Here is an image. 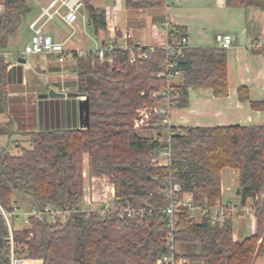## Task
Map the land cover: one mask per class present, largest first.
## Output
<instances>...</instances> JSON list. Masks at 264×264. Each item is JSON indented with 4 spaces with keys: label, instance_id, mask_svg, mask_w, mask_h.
Wrapping results in <instances>:
<instances>
[{
    "label": "trees",
    "instance_id": "obj_1",
    "mask_svg": "<svg viewBox=\"0 0 264 264\" xmlns=\"http://www.w3.org/2000/svg\"><path fill=\"white\" fill-rule=\"evenodd\" d=\"M226 2L229 8L264 12V0ZM165 6L166 0H127L125 4L129 13L159 12ZM84 10L95 33L104 36L105 47L109 41L106 10L94 7L92 0H84ZM32 12L25 0H0V115L8 113L4 52L17 26ZM166 20L164 15L153 22V33L160 40L147 59L139 58V45L133 41L129 46L138 56L134 63L130 52L118 48L105 53V61L93 53L75 56L77 91L90 106L85 129L20 133L24 140L16 142L13 122L0 126V135L9 138L8 146L0 149V204L13 215L17 255L42 259L43 264H156L168 251L163 241L168 232L163 211L168 183L181 187L182 199L191 196L198 207L212 206L222 202V174L229 168L238 174L239 207L255 210L257 233L234 242L231 217L213 225L209 216L196 220L182 210L177 214L176 255L186 264H253L264 257V126L173 127L169 144L163 139V127L156 128V141L134 130L137 112L164 101L163 91L169 87L175 97L173 111L189 107L190 90L210 89L216 98L229 93L226 50L188 47L181 54L168 55L162 49L166 37L158 30ZM184 36L185 31L173 25L168 40ZM168 62L174 65V74L181 76L180 83L157 78ZM239 99L249 101L253 110L264 111V102L250 101L245 87L239 89ZM167 150L170 166H153L154 158ZM85 173L108 177L116 188L118 208L125 210L129 204L144 210L143 216L121 218L110 212L102 217L97 211H85ZM15 195L39 210L52 207L67 210L70 216L64 224L31 218L29 229L15 215ZM30 232L32 238H28ZM7 237L8 226L0 217V264H10Z\"/></svg>",
    "mask_w": 264,
    "mask_h": 264
},
{
    "label": "crops",
    "instance_id": "obj_2",
    "mask_svg": "<svg viewBox=\"0 0 264 264\" xmlns=\"http://www.w3.org/2000/svg\"><path fill=\"white\" fill-rule=\"evenodd\" d=\"M25 1L33 11L24 23V26H27L26 24L32 22L52 0ZM108 1L114 4L116 0ZM125 11L128 28L127 31L122 32L132 34V41L141 45H154L160 40L153 33V22L156 17L164 15L173 25L185 31L190 48H218L217 35L233 37L232 47L226 50L228 96L216 98L210 89L190 90L189 107L173 111L172 127L264 126V111L253 110L249 101L242 102L239 99V89L245 87L248 89L250 101L264 102V12L261 9L229 8L226 0H183L167 11L139 10L129 13L126 7ZM108 26L118 27L109 20ZM66 28L71 30L62 20L57 19L47 25L46 32L57 42H66L69 39L65 48L72 52H87L81 48L80 44L84 42L87 46L90 39L96 48L102 46L104 36L99 38L101 34L95 33L85 10L80 13L74 34L73 30L68 35L64 34L63 29L66 30ZM90 29L94 30L92 36ZM158 30L162 33L159 26ZM83 31L87 36L80 35ZM30 34L31 32L23 46L15 47L9 42L4 57L8 64V101L13 93L14 99H22L19 103L27 102V109L32 110L33 116L37 118L35 121L29 119V122L21 123L18 125L19 128H16L13 120L9 118L8 106V113L0 115V126L12 121L16 132L81 130L83 126L80 103L84 99L48 96L51 90L63 94L78 93L77 60L74 57L61 61L57 55L53 54H24V47L30 40ZM111 38L108 32L107 39L110 41ZM129 42L122 37V34L115 39V43L120 47L128 46ZM71 72H74V77L72 76L74 80L70 78L69 73ZM178 76L180 75L175 78ZM45 78L47 81L43 82ZM174 81L175 79L173 83ZM163 130L164 133L167 132L165 128ZM224 172L222 174V201L231 203L228 201L231 200V197L227 195L230 188L227 187L228 180H225ZM234 175L238 176L236 171L228 172L227 177ZM232 214L235 220H239V232L234 234L236 241L255 235V217H238L235 212ZM258 259L264 260V258Z\"/></svg>",
    "mask_w": 264,
    "mask_h": 264
},
{
    "label": "built area",
    "instance_id": "obj_3",
    "mask_svg": "<svg viewBox=\"0 0 264 264\" xmlns=\"http://www.w3.org/2000/svg\"><path fill=\"white\" fill-rule=\"evenodd\" d=\"M183 0H166L165 11L173 8L175 5L181 3ZM84 10V0H52L45 8L42 9L40 14L29 23V30L31 31V37L29 42L24 47V54L26 55H39V54H53L57 55L61 61L66 58L85 57L88 53L98 55L101 61H105V53L112 52L115 49L126 50L130 52V61L134 63L138 56L134 53V48L129 45L120 47L115 43V39L119 34L126 41H132L133 35L125 33L119 30L116 26H108L107 31L111 35L110 41L106 43V46H100L90 52H72L65 48V44L68 42H57L52 36L46 32V27L51 22L60 19L75 33V24L80 17V13ZM166 16V15H165ZM167 17V16H166ZM173 28V24L168 20L160 26L161 32L166 37L165 43L162 49L166 51L168 55L181 54L186 48L189 47L188 38L182 37L179 41L168 40L169 34ZM217 46L220 49L227 50L232 47L233 37L231 35H217ZM138 50L140 51L139 58L147 59L153 54L157 47L154 45H141L138 44ZM112 63V60H109ZM174 65L170 62L167 63L165 71L158 73L157 78H166L171 82L178 75L173 72ZM163 95L166 96L164 101L155 102L150 107H145L137 112L134 120V130L137 133H142L146 130H153L156 127H163L166 129V137L164 140L167 144L170 143L172 134L171 117L173 109L171 106V100H174L172 89L169 87L163 91ZM153 141L158 140V135L153 137ZM153 166L156 168L169 167L171 164V152L170 150L163 151L158 157L154 158ZM87 183L85 184V193L83 197V209L85 211L99 212L102 217H105L110 212H116L121 218L127 216L130 218H141L144 214V210L132 208L129 204L125 210L118 208L115 197L116 188L114 183L106 176L96 177L85 173ZM95 184H98L99 197H95ZM164 196L167 201L164 207V213L168 221V232L163 238V241L168 247V251L164 256L157 261L156 264H186L184 260L179 259L175 251V236L178 232L177 227V214L179 211H188L192 218L199 220L203 216H209L213 225L222 224L227 218H232L233 212L238 214V217L251 216L255 217V210L252 207L246 206L240 208L238 205L232 203L218 202L212 206L198 207L194 205L191 196L181 198V187L178 184L169 182L164 190ZM89 207V208H85ZM15 215L23 218L24 224L31 229L30 219L43 221L45 218L51 223L64 224L67 222L70 212L56 211L52 207L46 208L44 211L33 207L31 204L20 207L16 203ZM0 217L4 218V222L9 229V237L5 239L10 247V264H43L42 259L29 258L26 256L17 255L18 246L14 242L12 231L13 215L6 212L0 204ZM256 218V217H255ZM32 232L29 233L28 238H32Z\"/></svg>",
    "mask_w": 264,
    "mask_h": 264
},
{
    "label": "rangeland",
    "instance_id": "obj_4",
    "mask_svg": "<svg viewBox=\"0 0 264 264\" xmlns=\"http://www.w3.org/2000/svg\"><path fill=\"white\" fill-rule=\"evenodd\" d=\"M126 1L127 0H116L115 3L112 4L108 0H92V3L94 6H96L98 8H103L105 10L107 9L106 10L107 21L109 20V22L111 21V23H115L116 25H118L119 30L127 31L128 24L126 22L127 16H126V11H125ZM27 20H28V17L26 18V20L24 22H26ZM26 25L27 26H24V23H23V24H19L17 26L16 31L13 34L11 41H10L11 45L16 47V46H23L26 43V40L29 37V33L31 32L29 30V27H28L29 24L27 23ZM89 31H90V35L92 36L94 30L91 31V29H90ZM89 31H88V34H89ZM136 32H138V31H136ZM63 33L68 35L71 33V30H69L67 28H66V30L63 29ZM83 34H85L84 31L80 35H83ZM85 35L87 36V34H85ZM94 35L96 37H98L95 33H94ZM77 37H78V35H77ZM77 37H76V39H77ZM107 37H108V35H107ZM99 38H103V36L100 35ZM80 46L82 49H84V51H87V52H90V51L96 49V45H94V43L91 41V39H90V42L87 44V46H86V44H84V42L82 44H80ZM69 75L71 76L70 78H72L71 80H74L73 79L74 72L69 73ZM44 81H47V79L46 78L43 79V82ZM177 81H181L180 76L175 78L174 82L176 83ZM12 95H13V93H12ZM12 95H10V98L8 101L9 110L12 111V112L9 111V118L13 120L16 128H19L18 125H21V123L29 122V119H31L32 121H35L37 116H33L32 110H29V108L27 109V102L19 103V101H22V99L21 100H18L17 98L14 99L15 96H12ZM156 128H153V130L143 131L141 134H143L144 136L146 135V136L155 137L156 135L159 134L156 131ZM16 133H18V134L14 135L12 140L17 142V141H21V140L23 141L24 140V139H22L21 136H19L20 133H28V132H16ZM162 133H163L162 136L164 139L166 137V134L164 133V131ZM16 142H14V143H16ZM8 144H9L8 136L0 135V149L8 146ZM14 146H15V144H14ZM12 153H16V150L12 149ZM85 170H87V168ZM228 172H235V171L228 168L224 172L225 180H228V184H227L228 186L227 187L230 188V192L227 195L229 198L231 197L230 198L231 200H228V201H230L231 203H233L236 206L237 205L239 206V199H238L237 193H236L237 192V186H238V180H237L238 176L234 175L232 177H227ZM84 176H85V174H84ZM95 188H96L95 197H96V199H98V197L100 195L99 191H98V184H95ZM222 195H223V190H222ZM14 200L16 201V203L20 207L23 206V203H24V205H27V206H28V204H30L27 199L19 197L18 195H15ZM85 208H89V207H85ZM238 225H239V220H234V233L235 234H237L239 232V226ZM255 231H256L255 232V234H256L257 233V227H256ZM234 242H237L235 235H234ZM260 242H261V240H260ZM258 258H264V257H258ZM255 261L253 264H255ZM260 262L262 264H264V260L261 261V259H258L257 264H259Z\"/></svg>",
    "mask_w": 264,
    "mask_h": 264
},
{
    "label": "water",
    "instance_id": "obj_5",
    "mask_svg": "<svg viewBox=\"0 0 264 264\" xmlns=\"http://www.w3.org/2000/svg\"><path fill=\"white\" fill-rule=\"evenodd\" d=\"M49 97L51 98H64V97H70V98H76L80 97L83 98L84 100L81 101L80 103V112H81V117H82V129H85L86 127L89 126L90 123V106H89V100L87 97L79 94V93H70V94H63V93H57L54 90H51L48 94Z\"/></svg>",
    "mask_w": 264,
    "mask_h": 264
}]
</instances>
